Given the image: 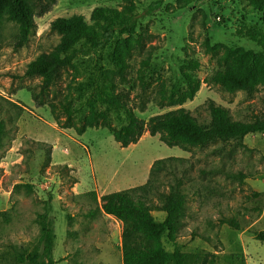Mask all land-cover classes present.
<instances>
[{"label": "rangeland", "instance_id": "374dc122", "mask_svg": "<svg viewBox=\"0 0 264 264\" xmlns=\"http://www.w3.org/2000/svg\"><path fill=\"white\" fill-rule=\"evenodd\" d=\"M136 3L140 25L130 38L131 53H125L127 81L116 78L115 83L129 90L138 117L147 121L184 107L204 121L209 118L207 103L214 100L228 107L235 119L264 120V85L249 95L242 90L230 93L207 81L232 65L230 50L259 49L238 30L246 24L264 27V6H255L253 0ZM123 4L124 0H57L49 12L36 17L37 28L22 47H16L19 25L3 23L0 104L8 133L0 149V264H29L20 255L43 250L42 222L55 231L54 264H123V223L98 211L101 197L144 185L154 162L168 157L185 160L175 164L187 199V214L176 243H166L168 251L215 256L211 264H264V243L256 239L264 230V132L249 134L243 146L217 142L187 150L169 146L149 132L129 147L121 146L107 128H88L80 135L77 128L89 112L77 113L75 126L66 127V115L60 108L54 114L50 102L85 106L89 91L76 88L90 79L98 53L65 70L60 83L42 97L45 105L34 101L32 93L40 92L43 78L27 77L25 72L32 61L59 44L62 35L52 30V23L82 15L92 24L95 8L121 10ZM126 37L117 36L116 45L122 48ZM107 50L99 52L102 58ZM191 59L200 62L198 70L185 68ZM103 64L111 75L113 66ZM184 71L200 81V89L193 100L179 104L178 96L189 91ZM143 80L147 91L140 95ZM105 108L99 105L100 110ZM110 115L112 125L119 128L115 114ZM176 177L159 173L154 178L159 193L167 192ZM159 193L152 194L157 201ZM153 214L158 220L165 217L161 211ZM232 219L239 230L229 224Z\"/></svg>", "mask_w": 264, "mask_h": 264}, {"label": "trees", "instance_id": "16d2710c", "mask_svg": "<svg viewBox=\"0 0 264 264\" xmlns=\"http://www.w3.org/2000/svg\"><path fill=\"white\" fill-rule=\"evenodd\" d=\"M137 0H124L122 9L111 7H97L91 15L92 24L85 21L84 16L74 15L69 18L55 20L51 28L62 35L59 44L51 52L42 53L32 61L25 72L27 77L42 76L40 92H33V99L40 106L45 105L42 98L56 87L63 72L75 67L79 60L92 54H99L96 64L91 67V77L88 81L80 82L76 88L81 93L89 91L85 106L74 107L68 101L58 104L50 102L52 112L62 109L66 115L67 126L74 127L73 117L77 113L88 111L84 115L78 133L81 135L88 128H107L121 146L129 147L137 144L146 132L150 135H159L160 139L169 146H179L184 150L191 147H206L217 142L236 143L244 145L249 134L264 132V120L256 117L252 121L233 118L228 107L218 104L214 100L207 103L209 118L201 121L190 110L182 107L163 114L150 117L147 121L138 117L130 104L131 95L128 89L115 83L119 78L122 83L127 81L128 64L125 53H131L130 38L137 34L139 14ZM57 0H0V41L1 30L5 20L19 25L16 36V47L28 43L32 33L37 28L36 17L49 12ZM162 1L156 3L160 7ZM253 4L262 8L258 1ZM238 33L254 42L258 50L233 49L229 56L232 65L219 69L208 78L209 83L220 84L230 93L245 91L253 95L260 85H264V27L247 24L238 30ZM128 35L123 39L122 48L116 45L117 36ZM209 45V42H208ZM108 48L105 56L99 53ZM124 49L125 52H122ZM108 61L113 69L111 75L105 71L104 62ZM149 64V59L145 60ZM185 68L198 70V60H186ZM184 78L188 83L189 91L180 94L178 103L193 100L200 89V81L190 72L184 71ZM142 93L147 91L145 81L141 82ZM104 105L105 111L99 109ZM142 103V108H144ZM0 104V149L5 144L8 133L6 121L1 116ZM114 113L120 123L116 128L112 125ZM59 120V117H56ZM175 161L184 163V158L168 157L154 162L147 183L126 190L115 191L101 197L99 212L115 217L123 223L122 255L123 264H211L206 254H184L175 249L170 252L166 243H176L177 234L182 227L183 219L187 214V199L183 191L184 180L178 176ZM161 172L174 173L177 177L175 184H171L167 192L159 193V186L154 178ZM160 201L153 198L158 194ZM153 211L165 213L162 220H158ZM0 214V220L1 216ZM236 229L240 225L236 220H228ZM43 250H35L26 255H20L23 262L29 264H54L55 231L48 224L42 222ZM256 239L264 243V230L256 234ZM81 264V263H76Z\"/></svg>", "mask_w": 264, "mask_h": 264}, {"label": "crops", "instance_id": "0c3cea01", "mask_svg": "<svg viewBox=\"0 0 264 264\" xmlns=\"http://www.w3.org/2000/svg\"><path fill=\"white\" fill-rule=\"evenodd\" d=\"M105 194H108L107 192H105L103 195H105ZM108 215V214H107ZM122 261H123V256H122Z\"/></svg>", "mask_w": 264, "mask_h": 264}]
</instances>
